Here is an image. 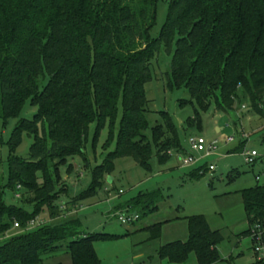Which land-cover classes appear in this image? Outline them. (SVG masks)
<instances>
[{
  "label": "trees",
  "instance_id": "16d2710c",
  "mask_svg": "<svg viewBox=\"0 0 264 264\" xmlns=\"http://www.w3.org/2000/svg\"><path fill=\"white\" fill-rule=\"evenodd\" d=\"M158 1L0 0V118L5 123L18 118L28 101L37 108L32 120L18 122L9 143L14 153L24 134L34 139L28 159L11 156L9 181L0 182V240L15 223L24 229L2 239L0 264H46L63 243H68L72 264H101L94 244L105 236H81L79 219L44 224L33 231L27 227L44 206L52 221L65 214L53 204L62 192L56 189L59 167L70 158L84 157L90 125L113 124L120 100L123 117L117 149L96 168L83 198L103 189L105 176L115 171L118 159L133 158L151 172L153 146L160 163L168 160L165 152L183 151L166 112L164 125L152 128V138L146 135L150 102L144 86L153 79L152 61L162 48L173 55L169 86L184 87L190 94V100L180 103L194 106L195 118L189 123L200 128L201 113L212 103L221 113H229L240 100V91L252 111L264 117V0H171L167 22L153 38ZM164 127L173 138L159 145ZM39 171L41 182L36 178ZM206 171L195 170L192 177ZM6 189L35 196V211L9 207ZM162 199L159 191L142 193L124 207L158 209ZM243 204L250 226L263 220L264 186L246 190ZM146 230L152 239L160 238L162 224ZM189 232L187 242L163 247L160 259L182 264L196 254L199 264L221 261L217 246L224 238L205 216L191 217ZM244 234L249 236V230Z\"/></svg>",
  "mask_w": 264,
  "mask_h": 264
},
{
  "label": "rangeland",
  "instance_id": "374dc122",
  "mask_svg": "<svg viewBox=\"0 0 264 264\" xmlns=\"http://www.w3.org/2000/svg\"><path fill=\"white\" fill-rule=\"evenodd\" d=\"M170 4L171 0L158 1L156 25L151 31L153 38L159 37L167 22ZM172 57L162 48L152 61L153 79L144 86L150 102L146 114L150 129L146 135L152 138V128L164 125L162 112H166L175 124L183 151L165 152L168 160L160 163L157 149L153 146L151 172L139 167L133 158L118 159L114 163L115 171L109 175L114 181L110 184L109 176H105L103 189L96 196L83 198L92 185L96 168L105 165L110 154L117 149L123 117L120 100L113 124L106 121L100 127L97 122L90 125L84 157L70 158L66 165L59 167L60 179L56 189L62 192L53 204L65 214L52 221L49 208L44 206L27 227L28 231L44 224L79 219L82 222L81 236H105L94 244L101 264H175L161 260L160 250L171 243L187 242L190 238L189 219L203 215L211 228L220 231L224 238L217 246L221 261L215 264H257L251 239L244 234L251 226L244 209L243 193L256 186H264V117L252 111L248 99L240 91V100L236 99L234 109L229 113H221L212 103L207 112L201 113L200 128L189 123L195 118L194 106L189 103L180 105L182 100H190L189 92L184 87L169 86ZM36 113L37 108L28 101L18 118H11L6 123L0 118V182L4 185L9 181L10 157L28 159L34 143L32 137L24 134L21 145L12 153L9 143L16 125L21 119L32 120ZM217 128L225 130L218 133ZM161 133L159 145L173 138L168 127H164ZM192 136L204 138L207 145L217 142L215 154L206 157L205 153L194 152L189 145ZM228 137H233L234 141L228 142ZM253 151L262 158L249 165L243 153ZM189 157L198 161L185 166L183 160ZM210 165L216 167L214 172L206 171L201 177H192L195 170L206 169ZM51 172L55 177L56 170L51 168ZM258 176L259 182L256 180ZM41 177L42 172L39 171L36 175L39 182ZM120 191L123 194L120 195ZM155 191L163 195L158 209H132L130 213L140 217L137 222L124 225L119 221L120 213L127 210L124 206L132 199ZM24 192L18 199L13 191L6 189L4 201L9 207L24 208L32 214L35 196ZM156 224H162L161 237L152 239L146 228ZM15 225L2 239L24 232L22 227ZM67 245L63 243L60 250L45 260L46 264H72ZM182 264H199L196 254H191Z\"/></svg>",
  "mask_w": 264,
  "mask_h": 264
},
{
  "label": "built area",
  "instance_id": "2783aa9c",
  "mask_svg": "<svg viewBox=\"0 0 264 264\" xmlns=\"http://www.w3.org/2000/svg\"><path fill=\"white\" fill-rule=\"evenodd\" d=\"M246 107L243 106V109ZM230 126H227L229 128ZM228 142H233L234 138L233 137H228L227 139ZM216 144L217 142H213L210 145H207L206 141L202 137H190L189 138V145L192 148L194 152L197 153H205V156H212L215 154L216 151ZM243 156L245 157V161L249 165H254L257 163L258 159H261L262 157L259 156V154L256 151L253 152H244ZM198 160L194 159L193 157L185 158L183 160V164L185 166H190L194 165ZM262 161L264 162V157L262 158ZM216 167L214 165H210L207 168L208 172H214ZM257 181H260V177H256ZM18 190H21V186L17 187ZM120 195L123 194L122 191L119 192ZM16 198L21 197V192H18L15 194ZM140 219L138 214L132 215L128 210L121 212L119 215V221L124 224H134ZM16 227H19V225L16 223ZM250 234L248 237H250L251 242H252V247H253V252L257 258L258 261H264V218L261 221L256 222L253 224L249 230Z\"/></svg>",
  "mask_w": 264,
  "mask_h": 264
},
{
  "label": "crops",
  "instance_id": "0c3cea01",
  "mask_svg": "<svg viewBox=\"0 0 264 264\" xmlns=\"http://www.w3.org/2000/svg\"><path fill=\"white\" fill-rule=\"evenodd\" d=\"M219 131H218V133H220V132H222L223 130H225L224 128H217ZM207 169V168H206ZM109 177H111V176H109ZM108 177V178H109ZM114 181V179L112 178V182ZM259 182V181H258ZM111 184V183H110ZM121 210H123V209H121ZM247 217V216H246ZM209 223V222H208ZM248 224H249V222H248ZM210 225V224H209ZM211 227V226H210ZM212 229V228H211ZM215 230H217V229H215Z\"/></svg>",
  "mask_w": 264,
  "mask_h": 264
},
{
  "label": "water",
  "instance_id": "95a60500",
  "mask_svg": "<svg viewBox=\"0 0 264 264\" xmlns=\"http://www.w3.org/2000/svg\"><path fill=\"white\" fill-rule=\"evenodd\" d=\"M218 131H219V130L217 129V132H218ZM108 182H109V183H112V178H111V177L108 178Z\"/></svg>",
  "mask_w": 264,
  "mask_h": 264
}]
</instances>
